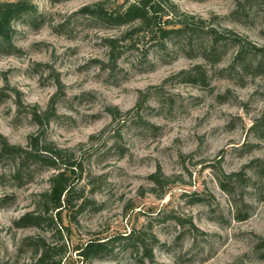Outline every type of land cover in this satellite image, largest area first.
Segmentation results:
<instances>
[{"label":"rangeland","instance_id":"rangeland-1","mask_svg":"<svg viewBox=\"0 0 264 264\" xmlns=\"http://www.w3.org/2000/svg\"><path fill=\"white\" fill-rule=\"evenodd\" d=\"M31 1L42 16L32 24L16 22L12 45L0 43V87L10 85L0 102V132L26 145L27 136L39 130L32 111L48 108L61 79L64 87L47 137L82 151L87 176L81 185L93 199L78 215L79 223L72 224L74 241L108 239L135 229L148 244L154 234L158 237L152 244L155 259L145 264H264L254 251L257 236H264V186L255 188L264 181V161L261 178L250 166L257 158L264 160V137L257 136L264 127L254 128L264 114V76L255 75L252 66L246 74L231 68L237 45L226 43L220 59L208 60L202 48H189L188 35L173 38L165 49L142 34L110 70L100 62L108 57L105 39L122 37L128 26H112L82 12L101 0ZM124 1L110 0L105 7L113 10ZM173 1L187 13L264 46V0ZM199 64L206 83L186 80L182 71ZM13 87L21 91V107ZM116 107L122 113L118 119L112 114ZM10 165L0 162V197L17 195L0 206V225L6 230L0 238V264H13L9 257L16 241L39 231L9 228L14 218L32 209L34 195L48 186L53 171L34 168L31 180L16 187L8 175ZM244 166L248 184L236 192L244 194L247 204L239 209L249 214L238 220L218 173ZM159 167L168 176L164 188L150 178ZM175 215L184 224H177ZM131 245L122 240L111 255L92 261L74 253L71 264H143Z\"/></svg>","mask_w":264,"mask_h":264},{"label":"trees","instance_id":"trees-1","mask_svg":"<svg viewBox=\"0 0 264 264\" xmlns=\"http://www.w3.org/2000/svg\"><path fill=\"white\" fill-rule=\"evenodd\" d=\"M109 1L101 0L97 4L86 5L81 9L83 13L90 14L96 19H103L112 26H128L122 37H106L105 42L109 47L108 57L107 60H100L105 68L115 70L126 46L134 48L142 34L155 40L165 49H168V44L173 38L188 35L189 48L191 50L202 48V58L208 60L220 59L222 47L226 43L236 44L238 48L231 68L239 67L240 72L246 74L252 66L256 69L255 75L264 76V46L257 45L232 29L218 28L202 17L183 11L173 0H125L113 10L105 7V3ZM252 2L254 0H246L245 3ZM239 4L241 5L242 2ZM41 16L38 7L31 0H0V43L12 45L16 22L25 20L28 24H32ZM202 34L206 37H202L201 42L198 39ZM135 35L138 36L137 39H134ZM125 40H128L126 45L121 43ZM182 73L186 76V80L191 82L202 80V83H206V70L203 65H195L189 70H183ZM57 84L58 90L50 99L48 108L32 111L33 119L39 124V130L27 136L26 145L12 143L0 132V162L2 160L10 162L8 175L14 181L13 186L20 187L25 179L31 180L34 168L53 170L48 177V186L34 195L31 202L32 209L12 220L10 230L36 228L39 231L26 234L17 240L15 251L9 257L10 260L13 264H71L75 253L82 261H92L111 255L115 247L122 240H126L132 243L129 248L138 254L143 264L148 260L153 261L155 254L152 244L158 243L155 234L151 244L146 242L142 231L135 229L128 234L108 239L94 237L83 242L74 241L72 224L79 223L78 215L93 202V199L85 195L86 186L81 185L87 176L86 160L82 151L79 154V148L61 147L47 137V127L53 116L52 109L64 87L59 78ZM9 86V83H6L5 88L0 87V102ZM12 90L16 95L17 105L21 107V91L14 87ZM141 103L140 98L137 107ZM115 110L112 114L114 119H118L122 113L118 108ZM133 111L134 109L129 110L125 115ZM260 125L264 127V114L256 119L254 128L257 129ZM261 132L262 135L258 133L257 136L264 137V128ZM263 161L257 158L250 165L260 178ZM3 176L4 174H0V177ZM150 178L155 184L164 188L166 182H163V178L168 176L159 167ZM218 181L220 187L230 197L235 209V217L238 220L246 219L248 211L239 209L241 205L247 206L244 194L236 192L237 186L248 184L246 166L230 173L220 170ZM262 186L264 181L260 180L255 188L260 190ZM16 197L15 192L5 194L0 197V206L12 203ZM66 214H69L68 222L65 220ZM173 219L177 224L185 222L179 215H175ZM188 220L192 228L197 229L192 218ZM5 231L0 225V238ZM254 251L264 259V236H257Z\"/></svg>","mask_w":264,"mask_h":264}]
</instances>
